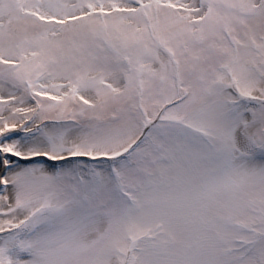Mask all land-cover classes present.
I'll list each match as a JSON object with an SVG mask.
<instances>
[{
  "label": "snow or ice",
  "instance_id": "1",
  "mask_svg": "<svg viewBox=\"0 0 264 264\" xmlns=\"http://www.w3.org/2000/svg\"><path fill=\"white\" fill-rule=\"evenodd\" d=\"M0 264H264V0H0Z\"/></svg>",
  "mask_w": 264,
  "mask_h": 264
}]
</instances>
